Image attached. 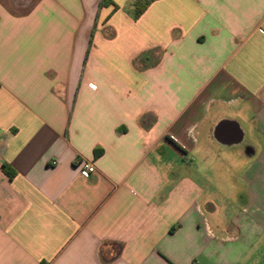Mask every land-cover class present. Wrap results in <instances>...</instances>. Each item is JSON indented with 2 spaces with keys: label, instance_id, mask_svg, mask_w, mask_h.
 <instances>
[{
  "label": "crops",
  "instance_id": "obj_1",
  "mask_svg": "<svg viewBox=\"0 0 264 264\" xmlns=\"http://www.w3.org/2000/svg\"><path fill=\"white\" fill-rule=\"evenodd\" d=\"M101 1L0 0V264H264V0Z\"/></svg>",
  "mask_w": 264,
  "mask_h": 264
},
{
  "label": "built area",
  "instance_id": "obj_2",
  "mask_svg": "<svg viewBox=\"0 0 264 264\" xmlns=\"http://www.w3.org/2000/svg\"><path fill=\"white\" fill-rule=\"evenodd\" d=\"M95 172V167L91 162L85 161L82 163L80 173L83 176H87Z\"/></svg>",
  "mask_w": 264,
  "mask_h": 264
},
{
  "label": "trees",
  "instance_id": "obj_3",
  "mask_svg": "<svg viewBox=\"0 0 264 264\" xmlns=\"http://www.w3.org/2000/svg\"><path fill=\"white\" fill-rule=\"evenodd\" d=\"M106 1H107V0H102L100 4H104ZM143 8H144V7H143ZM143 8H138V9H137V14H140V13L143 11ZM97 152H98V151L96 150V153H97ZM8 174H9V173H8Z\"/></svg>",
  "mask_w": 264,
  "mask_h": 264
},
{
  "label": "rangeland",
  "instance_id": "obj_4",
  "mask_svg": "<svg viewBox=\"0 0 264 264\" xmlns=\"http://www.w3.org/2000/svg\"><path fill=\"white\" fill-rule=\"evenodd\" d=\"M236 177H233V179L235 180Z\"/></svg>",
  "mask_w": 264,
  "mask_h": 264
}]
</instances>
